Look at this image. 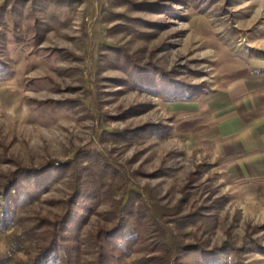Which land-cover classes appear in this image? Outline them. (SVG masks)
<instances>
[{
	"label": "rangeland",
	"instance_id": "374dc122",
	"mask_svg": "<svg viewBox=\"0 0 264 264\" xmlns=\"http://www.w3.org/2000/svg\"><path fill=\"white\" fill-rule=\"evenodd\" d=\"M262 52L264 0H0V69L9 74L0 78V185L19 165L96 152L120 173L114 198L135 189L169 211L164 222L180 244L228 242L238 262L264 264V222L226 185L209 139V104ZM75 178L24 215H61ZM191 215V225L176 222ZM100 222L94 216L85 231ZM22 231L0 229V264L35 257L32 242L10 254Z\"/></svg>",
	"mask_w": 264,
	"mask_h": 264
},
{
	"label": "trees",
	"instance_id": "16d2710c",
	"mask_svg": "<svg viewBox=\"0 0 264 264\" xmlns=\"http://www.w3.org/2000/svg\"><path fill=\"white\" fill-rule=\"evenodd\" d=\"M135 6L157 7L146 3ZM5 73L6 69H0L3 80L9 75L4 77ZM142 73L147 75V71ZM100 158L104 157L92 151L78 153L70 161L50 160L39 167L19 165L6 176L0 185V229L23 225L21 235L12 237L10 254L32 242L37 251L29 264H243L235 255L240 250L228 242L212 248L180 244L171 231L172 221L164 222L170 212L154 209L137 190L127 189L115 199L117 187L112 182L120 173ZM68 175L76 178L71 195L62 202L61 215L54 220L24 215L29 206ZM92 175L97 177L92 179ZM107 199L112 208L100 213ZM94 216L103 222L96 230L86 232ZM192 216L176 222L186 227L193 224ZM138 254L141 257L133 259Z\"/></svg>",
	"mask_w": 264,
	"mask_h": 264
},
{
	"label": "crops",
	"instance_id": "0c3cea01",
	"mask_svg": "<svg viewBox=\"0 0 264 264\" xmlns=\"http://www.w3.org/2000/svg\"><path fill=\"white\" fill-rule=\"evenodd\" d=\"M247 63L234 69L232 81L224 83L215 104H209L214 116L209 139L219 168L226 173V185L237 189L251 219L260 223L264 222V52Z\"/></svg>",
	"mask_w": 264,
	"mask_h": 264
}]
</instances>
